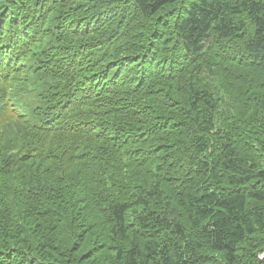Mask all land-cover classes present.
Listing matches in <instances>:
<instances>
[{
  "label": "trees",
  "instance_id": "trees-1",
  "mask_svg": "<svg viewBox=\"0 0 264 264\" xmlns=\"http://www.w3.org/2000/svg\"><path fill=\"white\" fill-rule=\"evenodd\" d=\"M0 264H264V0H0Z\"/></svg>",
  "mask_w": 264,
  "mask_h": 264
}]
</instances>
